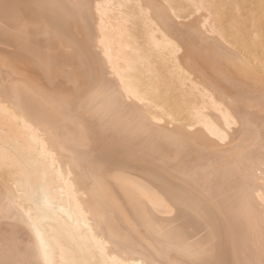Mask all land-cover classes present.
Here are the masks:
<instances>
[{"label": "bare ground", "instance_id": "bare-ground-1", "mask_svg": "<svg viewBox=\"0 0 264 264\" xmlns=\"http://www.w3.org/2000/svg\"><path fill=\"white\" fill-rule=\"evenodd\" d=\"M243 1L0 0V264H264Z\"/></svg>", "mask_w": 264, "mask_h": 264}, {"label": "rangeland", "instance_id": "rangeland-1", "mask_svg": "<svg viewBox=\"0 0 264 264\" xmlns=\"http://www.w3.org/2000/svg\"><path fill=\"white\" fill-rule=\"evenodd\" d=\"M229 1H232V0H229ZM248 2H250V1H246V0H244V1L241 3V6L239 7V9H241L240 12L246 14V13H248V12H253V11H254L253 9H255V8H254L255 5L253 6L252 2H251V3H248ZM230 4H231V3H230ZM246 4H247V5H246ZM248 4L251 5V6H248ZM242 5H244V6H242ZM230 6H231V5H230ZM231 7H235V5L232 4ZM231 7H229L228 10H230V9H234V8H231ZM250 9H251V10H250ZM228 10H227V11H228ZM242 10H244L245 12L242 11ZM227 11H226V12H227ZM228 12H229V11H228ZM231 12H233V10H231ZM226 20L229 21V19H227V18H226ZM227 21H226V22H227ZM244 21H245L246 23H245ZM244 21H243V22H244V26L247 25V24L249 23V20H248V19H244ZM230 22H231V21H230ZM227 23H228V22H227ZM208 36H210V35H208Z\"/></svg>", "mask_w": 264, "mask_h": 264}]
</instances>
